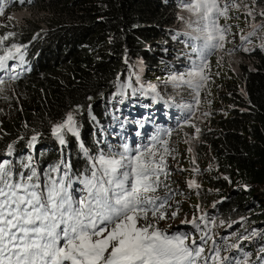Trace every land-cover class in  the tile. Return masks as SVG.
Masks as SVG:
<instances>
[{"label": "trees", "instance_id": "1", "mask_svg": "<svg viewBox=\"0 0 264 264\" xmlns=\"http://www.w3.org/2000/svg\"><path fill=\"white\" fill-rule=\"evenodd\" d=\"M184 3L9 0L4 13L33 9L42 21L31 20L26 26L11 23L0 34L9 37L0 44V55L3 48L18 44L24 46L25 62L19 78H11L15 72L3 71L0 79H12L16 89L35 99L33 107L30 102L24 113L8 117L1 126L0 158L11 159L18 167L32 155L41 171L67 159L73 176H80L87 174L91 160L101 152L118 156L125 144L131 149L146 146L160 129L171 130V136L165 137L169 147L184 115L175 104L161 103L138 83L145 71L137 67L157 72L188 67V58L179 54L186 45L175 46L171 38ZM253 7L263 12L264 0H253ZM253 46L252 65H242L240 92L231 89L235 103L230 113L221 120L218 133L202 135L216 172V178L208 182L216 196L206 206L211 205L209 217L217 215L225 223L218 231L221 236L210 239L234 236L232 245L238 247H231L229 264L245 252L251 255L246 264H264V49ZM17 64L11 61L10 67ZM70 112L77 119L80 135L66 134V143L61 145L53 127ZM33 135H38L34 154L30 147ZM9 145L14 146L11 157ZM199 198L191 193L190 199ZM207 209L192 213L200 225L199 218Z\"/></svg>", "mask_w": 264, "mask_h": 264}, {"label": "snow or ice", "instance_id": "2", "mask_svg": "<svg viewBox=\"0 0 264 264\" xmlns=\"http://www.w3.org/2000/svg\"><path fill=\"white\" fill-rule=\"evenodd\" d=\"M8 3L0 0V16ZM182 6L196 17V35L188 36L199 62L193 61L189 71L170 79L177 86L194 89L198 97L209 80L205 54L223 49L230 32L219 19H227L229 10L241 5L237 0H189ZM247 15H253L251 9ZM257 27L262 26L253 25L254 31L242 35L241 40L250 43ZM8 39L0 36V44ZM8 61L19 63L13 68ZM24 63V46L3 48L0 70L16 72L12 79L19 78L17 69ZM151 91L155 93L156 88L152 86ZM69 133L80 135L71 112L53 127L61 145ZM171 134L170 129H160L146 146L131 149L125 144L118 156L101 152L91 160L87 174L80 176H73L67 159L41 171L32 155L18 167L11 159L0 158V264H229V257L222 256L219 247L213 249L212 256L203 255L207 233L198 245L194 237L186 233L170 235L155 223L167 218L163 209L173 195L155 194L159 188L168 187L164 183L169 175L165 157L171 150L165 137ZM37 140L38 135H33L30 145ZM13 151L14 146L9 145V157ZM76 183L83 186L79 198L73 194ZM193 186L199 187L195 181L189 182V187Z\"/></svg>", "mask_w": 264, "mask_h": 264}, {"label": "rangeland", "instance_id": "3", "mask_svg": "<svg viewBox=\"0 0 264 264\" xmlns=\"http://www.w3.org/2000/svg\"><path fill=\"white\" fill-rule=\"evenodd\" d=\"M187 2L189 0H185V3ZM237 3L241 5L239 9L231 8L227 19L223 17L219 19V24L229 27L230 32L227 35L223 49H213L205 54L208 64L205 71L209 76V80L206 82V86L200 89L198 97L195 90L187 85L177 86L173 84L171 77L166 81H158V78L165 77L167 74L172 76L185 73L193 67V61L199 62V57L191 50L192 41L188 36V33L196 35L194 32V28L197 26L195 23L196 17L185 10L183 6L180 8L177 22L174 25L176 32L171 34V38L175 46L186 45L187 48L181 49L183 52H179V54L188 58V67L181 69L166 68L162 72L148 70L144 66L137 67L138 70L144 69L145 71L140 74L143 76V81L137 79L138 83L150 91L151 87L154 86L156 92L151 93L156 94L161 103L166 105L175 104L184 115V119L177 124L169 145L171 154L165 157L169 172L165 183L168 187H161L155 193L159 196H165L168 193L173 194L165 209H163L167 218L155 221V223L161 230L170 235L186 233L190 237H194L198 245L202 243L201 236L207 233L208 235L205 237L207 242L204 243L206 249L203 253L205 257L213 255L212 247L214 248V246L219 247L221 252L229 256L234 236L227 235L222 240L215 239V243L211 242L210 239L215 234L221 236L218 231L223 229L222 226L225 223L223 219H218L217 215L209 217L211 205L208 206V209L206 206L207 204H213L216 196L215 189H212L208 184L213 178H216V172L212 170L213 158L209 154L210 150H208V145L202 135L209 132V136H214L213 134L218 133L217 130L221 127V120L230 113L235 103L233 98L235 96L232 94L231 89L237 93L241 90L242 65L245 67L252 65L250 60L251 48L256 45L258 48L264 49V47H261L264 44V16L260 15V10L253 7V0H237ZM249 9L253 12L252 16L247 15ZM31 20L41 22L42 18L33 9H23L12 14L4 13L0 16V34L4 35L6 28L11 23L26 26L27 22ZM253 25L262 27L255 29V34L250 37V43L242 41V35H248L254 31ZM177 32L180 36L177 35ZM245 48L249 50L245 51ZM174 49L176 47L172 49L176 52ZM10 63L11 61H8L9 66ZM17 71H20V69L18 68ZM14 75H16V72ZM30 97L31 95L27 92L16 89L12 79L5 80L3 84H0V128L8 117H14L17 112L24 113L30 102L33 107L35 99ZM197 99L199 100L198 104ZM183 105H191L192 108L189 110L182 107ZM197 129H199V132H197ZM30 147L34 154V146ZM191 181H195L199 187H189ZM73 187L77 190L75 191L77 196L83 194L81 191L82 185L77 183ZM191 193L197 194L200 198L190 199ZM200 199H203L201 203ZM205 209L207 210L201 216L203 219L199 218V221L202 220V225L198 221L192 223L194 220L192 213ZM173 212L176 213L175 217L172 216ZM225 222H227L226 219ZM226 242L231 243L222 249L220 245ZM250 257L251 255L245 252L242 256L235 257L233 264H245Z\"/></svg>", "mask_w": 264, "mask_h": 264}, {"label": "clouds", "instance_id": "4", "mask_svg": "<svg viewBox=\"0 0 264 264\" xmlns=\"http://www.w3.org/2000/svg\"><path fill=\"white\" fill-rule=\"evenodd\" d=\"M184 71H186V70H184ZM1 72H3V70H0V73H1ZM0 80H3V81H5L4 79H0Z\"/></svg>", "mask_w": 264, "mask_h": 264}, {"label": "bare ground", "instance_id": "5", "mask_svg": "<svg viewBox=\"0 0 264 264\" xmlns=\"http://www.w3.org/2000/svg\"><path fill=\"white\" fill-rule=\"evenodd\" d=\"M123 89V88H122Z\"/></svg>", "mask_w": 264, "mask_h": 264}]
</instances>
